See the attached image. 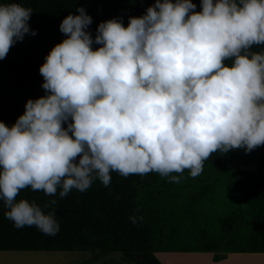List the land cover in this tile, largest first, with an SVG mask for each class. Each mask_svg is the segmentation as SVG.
<instances>
[{
  "label": "clouds",
  "instance_id": "obj_1",
  "mask_svg": "<svg viewBox=\"0 0 264 264\" xmlns=\"http://www.w3.org/2000/svg\"><path fill=\"white\" fill-rule=\"evenodd\" d=\"M200 6L155 0L127 27L122 18L100 23L95 38L83 7L63 19L67 38L40 67L47 94L29 99L11 127L0 121V201L15 227L59 231L54 211L17 199L25 189L62 199L97 179L109 186L112 172L179 183L213 153L264 146V51L252 50L264 46V0ZM32 13L0 3V60L37 34Z\"/></svg>",
  "mask_w": 264,
  "mask_h": 264
},
{
  "label": "trees",
  "instance_id": "obj_2",
  "mask_svg": "<svg viewBox=\"0 0 264 264\" xmlns=\"http://www.w3.org/2000/svg\"><path fill=\"white\" fill-rule=\"evenodd\" d=\"M6 2L31 8L29 25L37 32L26 34L0 60V121L11 127L29 99L47 94L40 67L67 38L60 31L64 18L79 15L83 7L93 19L87 30L95 38L100 23L122 18L127 27L130 17L143 16L155 0H0ZM192 2L202 11L201 0ZM252 50L264 51V46ZM169 180L154 172L127 177L112 172L109 186L97 179L87 191L73 189L62 199L59 192L50 197L22 190L17 199L36 201L45 213L54 211L59 231L46 235L35 226L15 227L0 201V252L97 256L81 264H96L112 253L127 264H161L155 257L159 252L215 253L214 261L228 253H264V146L251 153H213L199 176L185 170L179 183ZM52 199L57 203L45 208Z\"/></svg>",
  "mask_w": 264,
  "mask_h": 264
},
{
  "label": "rangeland",
  "instance_id": "obj_3",
  "mask_svg": "<svg viewBox=\"0 0 264 264\" xmlns=\"http://www.w3.org/2000/svg\"><path fill=\"white\" fill-rule=\"evenodd\" d=\"M18 253L16 257H9L10 255H0V264H81L82 262L96 258L97 256L91 255L86 252H14ZM10 254V252H7ZM215 254V253H214ZM216 256H220V254H216ZM162 261H165L166 256L160 257ZM214 258V257H213ZM227 258V255L220 260H227L224 264H264V259L260 258ZM230 260V263H229ZM120 259V255L117 253L109 254L105 257L101 258V262L103 264H123ZM166 262H170L169 264H212L213 259L208 260L207 257H192L189 255H184L181 257H177L176 260H167ZM125 264V263H124ZM127 264V263H126Z\"/></svg>",
  "mask_w": 264,
  "mask_h": 264
},
{
  "label": "crops",
  "instance_id": "obj_4",
  "mask_svg": "<svg viewBox=\"0 0 264 264\" xmlns=\"http://www.w3.org/2000/svg\"><path fill=\"white\" fill-rule=\"evenodd\" d=\"M17 254L18 253H14V252H10V254H7V252H0V255H2V256L10 255L9 257H16V256H18ZM184 255H189V257L190 256L198 257L201 259H202V257H207L208 260H211V259H213L215 254L214 253H200V252H159V253H155V257L160 261L161 264H169L170 262L165 263L166 259L174 261L177 259V257H181ZM226 255H227V258L231 257L230 260L232 258H236V257H238V258H252V257L257 258L258 257L260 259H264V253H228ZM161 256H166L165 261L161 260V258H160ZM227 260L228 259L219 260V261L214 262V263L212 262V264H224L227 262ZM230 260H229V263H230ZM124 263L125 262H123V264ZM96 264H103V263L101 262V259H100Z\"/></svg>",
  "mask_w": 264,
  "mask_h": 264
}]
</instances>
